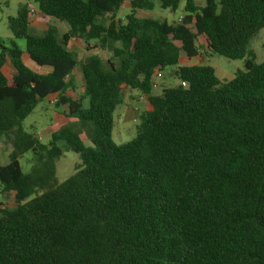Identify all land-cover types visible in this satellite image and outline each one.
<instances>
[{
    "label": "trees",
    "instance_id": "16d2710c",
    "mask_svg": "<svg viewBox=\"0 0 264 264\" xmlns=\"http://www.w3.org/2000/svg\"><path fill=\"white\" fill-rule=\"evenodd\" d=\"M34 2L38 17L69 29L32 35L24 5L7 19L24 51L0 41V140L13 136L0 190L17 203L0 210V264H264V61L247 49L264 28V0H184L172 22L137 14L154 2L174 12L179 0ZM199 37L210 54L243 60L244 71L222 83L208 65H181L197 55ZM72 38L111 55L80 64L83 93L73 100ZM23 57L50 71H31ZM165 68L178 84L154 94L153 75ZM123 89L145 95L149 109L135 137L115 145ZM55 94L67 117L90 124L92 147L70 127L46 144L24 131ZM66 151L80 162L58 183L55 161ZM26 153L35 157L28 173L19 163Z\"/></svg>",
    "mask_w": 264,
    "mask_h": 264
},
{
    "label": "rangeland",
    "instance_id": "374dc122",
    "mask_svg": "<svg viewBox=\"0 0 264 264\" xmlns=\"http://www.w3.org/2000/svg\"><path fill=\"white\" fill-rule=\"evenodd\" d=\"M198 6H202L204 0H195ZM36 11V3L34 0H0V41L9 46L10 42H14L22 51L25 48V42L22 39H14L8 29L7 19L15 17L18 10L22 6ZM184 0H179L178 9L174 12L168 9H162L158 2H154V7L151 11H138V17L152 18L158 20H166L168 22L177 21L182 15ZM129 8L125 5L120 8L118 18L122 19L127 14ZM30 31L34 36H41L43 32L50 26L55 27L59 36L64 34L69 26L65 22H59L54 18L47 17V20H41L36 15H31ZM107 20V17L103 18ZM79 40V39H78ZM199 51L198 57L193 61L181 59L180 64L183 66H193L205 64L214 69L215 77L222 83L232 80L235 74L239 71H244L243 60H230L222 56L210 54L206 48L203 38L199 37L195 42ZM92 46V43H91ZM91 48V47H89ZM247 49L255 55L254 63L260 64L264 61V28L260 29L249 41ZM70 50L79 62L74 69L72 75V83L74 88L69 90V98L72 100L77 96L82 95L80 83L82 82V74L80 64L85 61L88 55L100 56L104 63L110 58V53L107 50L93 49L90 52L86 51V45L83 41H76V45H72ZM24 65L33 72L44 75L50 71L48 67H37L25 57L22 59ZM161 85L158 91L154 90L155 94H160L164 89L174 87L178 84L171 72V68H165L162 72ZM141 94L131 89H123V103L114 111L113 127L111 133L112 142L115 145H121L129 142L135 137L136 126L139 124V117L142 112L149 109L147 100L140 99ZM66 107H57L49 102L46 98L42 100L35 109L23 121L22 127L24 131L35 134L41 144H46L50 139L51 134L57 132L63 127H70L78 134L85 147H92L91 137L92 130L90 124L82 125L76 119L67 117ZM13 140L12 135L0 140V165L6 161V157L11 149ZM80 162L76 153L66 151L55 161V174L58 183H62L68 177L75 173L77 165ZM19 163L24 173H28L35 163V157L31 153L24 154ZM16 201L11 193L2 192L0 190V210L12 209L16 206Z\"/></svg>",
    "mask_w": 264,
    "mask_h": 264
},
{
    "label": "built area",
    "instance_id": "2783aa9c",
    "mask_svg": "<svg viewBox=\"0 0 264 264\" xmlns=\"http://www.w3.org/2000/svg\"><path fill=\"white\" fill-rule=\"evenodd\" d=\"M125 7V3H123V4H121V6H120V8H124ZM29 13L31 14V15H33L34 14V11L33 10H29ZM182 19V16H180L179 18H178V21H180ZM162 77V74H161V72H157V73H155L154 75H153V78H152V85H151V87H152V90H157V80H159L160 78ZM67 78V77H66ZM179 84H181V86H183V87H186V84L185 83H183V82H180ZM49 102L51 103V104H53V105H55L56 103H57V101H58V96L56 95V96H52V97H50L49 99Z\"/></svg>",
    "mask_w": 264,
    "mask_h": 264
},
{
    "label": "crops",
    "instance_id": "0c3cea01",
    "mask_svg": "<svg viewBox=\"0 0 264 264\" xmlns=\"http://www.w3.org/2000/svg\"><path fill=\"white\" fill-rule=\"evenodd\" d=\"M126 5V4H125ZM34 11V10H33ZM36 13V11H34V14L33 15H36L35 14ZM30 16H31V14H30ZM37 16V15H36ZM38 17V16H37ZM39 19H41V20H44V21H46L47 20V17H45V18H40L39 17ZM67 32V31H66ZM76 41H79L78 39H75V38H72L70 41H69V43H68V46H67V49L72 53V51L70 50V47L72 46V45H76ZM198 54H199V51L197 52V55L195 56V57H193V58H191L190 60H188V61H193L195 58H197L198 57ZM89 56V55H88ZM24 58V57H23ZM26 58V57H25ZM27 59V58H26ZM72 78H73V75H72ZM157 90H156V92L158 91V88H159V86L161 85V79H159V80H157ZM177 85V84H176ZM80 86H81V88L80 89H82V92H83V82H81L80 83ZM154 90H152V92H153ZM154 93V92H153ZM67 96H69V91H67ZM155 94V93H154ZM52 96H56V94L55 95H50V96H48L47 97V99H49L50 97H52ZM146 99L147 100V98H146V96L145 95H141L140 96V99Z\"/></svg>",
    "mask_w": 264,
    "mask_h": 264
}]
</instances>
